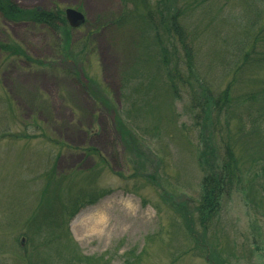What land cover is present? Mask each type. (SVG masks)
Instances as JSON below:
<instances>
[{"label":"rangeland","instance_id":"obj_1","mask_svg":"<svg viewBox=\"0 0 264 264\" xmlns=\"http://www.w3.org/2000/svg\"><path fill=\"white\" fill-rule=\"evenodd\" d=\"M12 1L31 10L71 7L87 19L72 29L76 45L73 55L65 49V62L60 29L0 14V43L20 44L47 63L0 49V264H210L183 229L185 215L170 204L192 207L203 174L195 148L198 110L188 89L173 96L161 66L162 47L172 46L164 27L157 43L142 20L111 24L95 30L82 51L78 44L91 24L121 18L120 0ZM176 6L198 72L220 90L236 79L242 91L246 76L236 63L242 41L257 34L263 0H177ZM89 82L109 107L85 92ZM241 124L242 107L234 127ZM260 191L252 194L254 204L251 194L235 190L206 232L194 224L197 239L204 235L227 264H264ZM96 221L102 227L91 230Z\"/></svg>","mask_w":264,"mask_h":264},{"label":"trees","instance_id":"obj_2","mask_svg":"<svg viewBox=\"0 0 264 264\" xmlns=\"http://www.w3.org/2000/svg\"><path fill=\"white\" fill-rule=\"evenodd\" d=\"M120 1L124 9L121 18L117 22H115L117 19L109 22L95 21L91 24L92 29L101 30L111 24L125 27L142 20L147 28L155 32L157 43L163 41V38H158L160 25L164 27L167 37L172 40L169 50L162 47L160 51L161 66L173 96L177 97L182 94V90L188 89L192 109L198 110L196 114L198 129L195 128L198 143L195 148L197 163L203 176L198 201L192 207L187 204L185 207L179 203L175 204L173 200L170 204L173 209H179L185 215L183 229L190 239L196 241L195 249L205 254L210 264H227V259L221 258L211 243L204 242L206 240L204 235H201V239H197L198 233L194 228L197 222L204 232L211 228L214 219L235 190L240 189L247 192V195L251 194L250 198L254 204L258 203V199L252 198V194L257 196L258 189H261L259 194H264V133H261L260 128L264 126V77H261L264 70V28L261 29L260 25L264 18V8L262 12L257 13V16H260V24L255 37L252 41L248 39L242 41L241 60L236 63V68L239 72L242 70V75L246 77L242 76V91L239 92L236 79L229 81L227 86L220 90L198 72L196 52L193 44H189L186 40V28L180 23L183 13L176 6L177 0H155L156 8L153 6V0ZM132 6L135 12L129 13ZM0 13L6 20L12 22L28 21L42 24L57 32L60 29L64 38L63 49L69 50L70 47L73 55L76 45L72 36L73 30L66 23L62 11L40 12L37 9H23L12 0H0ZM255 24L256 22H253L252 26ZM92 36L93 32L86 34L78 44L82 51L93 44ZM175 36L180 44L179 51L174 44ZM0 48L9 55L37 63L19 45L8 46L6 43H0ZM67 55L69 61V53ZM91 87L89 82L84 90L93 95L95 104L109 107L110 101L101 97L98 91L94 92ZM240 107H242V124L236 128L234 114ZM123 126L122 123L121 128L118 129L121 131ZM122 135L126 138L128 136L125 127ZM137 140V137L133 136L132 149L136 155L139 147ZM259 174H262V177H259ZM257 208L262 207L257 206ZM201 247L203 252L200 250Z\"/></svg>","mask_w":264,"mask_h":264},{"label":"water","instance_id":"obj_3","mask_svg":"<svg viewBox=\"0 0 264 264\" xmlns=\"http://www.w3.org/2000/svg\"><path fill=\"white\" fill-rule=\"evenodd\" d=\"M66 19L69 22L70 26L73 28L79 27L85 22L84 14L74 8H67L66 11Z\"/></svg>","mask_w":264,"mask_h":264},{"label":"bare ground","instance_id":"obj_4","mask_svg":"<svg viewBox=\"0 0 264 264\" xmlns=\"http://www.w3.org/2000/svg\"><path fill=\"white\" fill-rule=\"evenodd\" d=\"M89 225H90L91 230H99L102 227V223H100L99 221L88 224V226Z\"/></svg>","mask_w":264,"mask_h":264},{"label":"flooded vegetation","instance_id":"obj_5","mask_svg":"<svg viewBox=\"0 0 264 264\" xmlns=\"http://www.w3.org/2000/svg\"><path fill=\"white\" fill-rule=\"evenodd\" d=\"M25 23H28V22H25Z\"/></svg>","mask_w":264,"mask_h":264}]
</instances>
